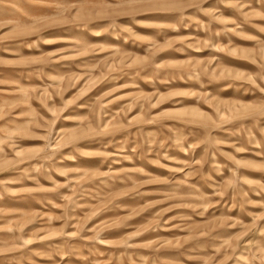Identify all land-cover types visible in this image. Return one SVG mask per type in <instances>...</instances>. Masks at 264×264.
Masks as SVG:
<instances>
[{
  "label": "rangeland",
  "instance_id": "1",
  "mask_svg": "<svg viewBox=\"0 0 264 264\" xmlns=\"http://www.w3.org/2000/svg\"><path fill=\"white\" fill-rule=\"evenodd\" d=\"M0 264H264V0H0Z\"/></svg>",
  "mask_w": 264,
  "mask_h": 264
}]
</instances>
